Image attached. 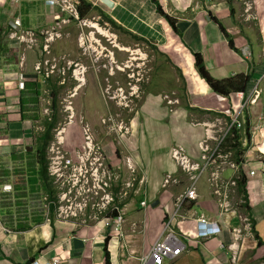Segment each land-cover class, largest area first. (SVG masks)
I'll return each mask as SVG.
<instances>
[{"label":"crops","instance_id":"1","mask_svg":"<svg viewBox=\"0 0 264 264\" xmlns=\"http://www.w3.org/2000/svg\"><path fill=\"white\" fill-rule=\"evenodd\" d=\"M86 1L94 4V0ZM113 1L115 9L102 5L104 10L100 8L126 31L181 52L182 66L192 87L187 107L193 111L169 105L167 97L149 93L131 121L128 135L119 143L121 151L110 149L109 141L103 144L111 162L121 163L124 170L126 160L131 158L140 180L128 196L120 199L125 212L124 234L112 239V234L117 233L115 225L107 218L95 217L91 205L86 207L82 218L63 219L56 215L53 201L56 187L49 174L52 187L40 176L41 170L37 171L43 181L39 193L45 195L40 200H35L34 191L29 193L26 187L16 189L15 182H23L29 176L15 173L14 169L21 166L28 170V158L36 159L35 152L24 153L32 147L34 129L30 119L21 117L19 103H15L20 95L14 89L15 72H5L0 67V171L4 172L0 174V192L15 193L14 197L2 194L10 202L0 200V264H33L36 260L47 264L54 259H59V264H140L154 242L170 231L184 250L179 257L168 258L165 264H233L234 254L237 264H264V246H257L254 237L255 231L264 241V0ZM23 2L29 4L30 15L35 11V3L44 5L41 8L55 19L62 9L58 0ZM157 4L176 20L180 34L158 12ZM114 10L120 21L114 17ZM211 18L222 24L237 50L230 47L227 37ZM16 22L20 27V19ZM142 22L152 23L160 38L150 36ZM9 25L12 32L20 31L12 22ZM193 52L203 56L207 70L217 81L248 75L245 92L233 93L229 98L216 95L197 73ZM33 79L36 76L29 77L28 83L34 82ZM254 90L260 91L256 100ZM236 120L241 127L233 130L237 136L234 141L233 135L226 132ZM69 135L73 138L78 134L69 130ZM74 141L78 138L66 140L68 151H74L70 149ZM216 141H223L221 158H211L210 153V162L203 163L201 144L213 151ZM176 147L185 149L191 163L200 170L191 175L178 169L171 158V150ZM237 152H240L239 166ZM241 172L246 178L249 209L242 206L246 195L237 188L230 189V201L239 214L250 218V229L241 225L235 213L222 215L218 205L220 197L216 191L237 182ZM249 172L255 173V177L250 178ZM168 176L173 182L165 186ZM193 185L197 198H185L178 207L179 198ZM201 214L216 221L220 232L194 244L186 234L187 230L194 231L195 219ZM236 227L242 229L241 235L237 234L239 239L234 238Z\"/></svg>","mask_w":264,"mask_h":264},{"label":"rangeland","instance_id":"2","mask_svg":"<svg viewBox=\"0 0 264 264\" xmlns=\"http://www.w3.org/2000/svg\"><path fill=\"white\" fill-rule=\"evenodd\" d=\"M58 2L62 9L58 14L59 18L55 19L53 14L42 9L45 8L44 5L35 3V11L30 15L27 11L29 4L23 0H0V67L5 72H15L14 89L20 94L15 103L19 102L20 96L27 99L35 97L33 93L19 90L18 74L25 75L26 83L29 77L36 76L43 87L38 103L26 105V116L31 117L34 129L31 153L36 151L37 140L45 130L42 122L53 115L47 80L52 85L57 84L59 88L55 110L59 123L47 149L48 162L58 150H69L65 142L73 141L74 138H78V141H74L70 149L76 151L83 146L84 138L90 136L101 147L109 141L110 149L119 151L122 137L128 135L122 128L129 127L144 97L149 93L165 96L179 109H187V99L191 97L192 87L182 66L181 52L161 47L153 41L138 39L137 35L129 30L127 32L126 28L104 12V5L99 4L98 0H94L93 4L97 9H90L82 18L77 13V7L81 5L78 0ZM113 15L119 20L115 10ZM18 19V36L25 37L21 42L9 39L12 31L9 23L15 24ZM142 24L150 36L160 38L152 23ZM131 28H134L133 24ZM141 28L142 26L139 31H142ZM145 35L148 34L145 32ZM37 62H41L43 70H54L49 79H42L35 72ZM32 109L36 111H31ZM63 129V133L59 135ZM69 130L78 135L70 137ZM59 138L64 141L60 142ZM52 148L54 151H51ZM24 153L29 152L25 150ZM18 156L21 158L23 155ZM114 162L117 163L116 158ZM27 163L28 170L21 166L14 169L15 173L29 176L23 182H15L16 189L26 187L29 193L33 194L34 191L35 200H40L45 195L39 193V185L43 183L37 173L41 170L39 160L30 156ZM123 171L125 180H128L130 170ZM0 174L4 175V172L0 171ZM66 185L65 175L62 187ZM60 188L56 189V193L61 192ZM4 193L0 192V200L10 202L9 198L3 199ZM9 194L15 196L13 191L4 196H10Z\"/></svg>","mask_w":264,"mask_h":264},{"label":"built area","instance_id":"3","mask_svg":"<svg viewBox=\"0 0 264 264\" xmlns=\"http://www.w3.org/2000/svg\"><path fill=\"white\" fill-rule=\"evenodd\" d=\"M15 23L16 25H19L18 22ZM9 39L21 42V40L24 39V36L19 37L18 32H13L9 35ZM34 69L35 72L45 80L49 79L54 72L53 69L43 70L41 62H37ZM17 79L19 90H25V75L20 73L18 74ZM252 94L256 100L259 98L260 91L254 90ZM166 99L169 105H173L171 99ZM252 102H254V100L251 101V103ZM240 127L241 123L236 120V123H231L226 133L229 134L235 128L239 129ZM122 129L125 134L129 133L128 127L125 126ZM63 131L64 129L59 132V135L62 134ZM216 143L217 146L213 151H211L205 143L201 144L200 150L204 155L202 157L203 163H209L212 157L218 159L221 158V146L223 141H216ZM51 151H54V148H52ZM171 158L178 169L187 174L192 175L194 172L200 170L199 166L191 163L186 150L181 147H176L171 150ZM118 160L121 162V158H118ZM125 166L130 170V178L128 180H125L124 178L122 164H113L109 159L107 151L100 145L96 144L92 136L84 138V144L78 151L74 150L71 152L68 150H58L56 155L50 158L48 168L49 175L53 179V184L56 189L61 187V192L56 193L53 197L56 206V215L63 219L82 218L80 216L84 214L86 207L91 205V207L95 209V217L101 216V219L107 218L108 222L115 225L117 233L112 234V239L123 235L125 212L123 211L120 199L128 196L130 190L140 182L139 178L135 175L136 169L132 165L131 158L126 160ZM243 170L247 174L248 167H243ZM65 175L67 185L63 188L62 178ZM249 177H255V173L249 172ZM171 182H173V179L168 176L165 181V186L170 185ZM5 187L6 189L9 188L7 186ZM231 188H237V183L226 184L220 191H216L220 197L218 205L221 209L222 215L225 212H233L239 216L241 225H243L245 229H250V218L247 215L239 214L232 206L230 201ZM197 196L198 194L195 185H193L190 190L186 192L185 196L179 198L178 207H181L185 198L195 200ZM143 205H146L145 201L143 202ZM195 220L196 226L194 231L187 230L186 234L187 238H189L191 242L193 240L194 244H199L198 239L200 238H208L220 232V226L218 223L203 214L198 216ZM166 225L169 227L170 223L168 222ZM233 229L236 236L234 238L239 239L237 234L241 235L242 229L240 227ZM183 250L184 246L179 244L177 237L170 231L164 238L158 239L154 242L149 252L140 259V264H165V261L168 258L172 259L179 257ZM234 251L235 250H233V252ZM231 261L233 264H237V255L234 254ZM59 263V259H54L52 263L47 264ZM33 264L40 263L36 260Z\"/></svg>","mask_w":264,"mask_h":264},{"label":"trees","instance_id":"4","mask_svg":"<svg viewBox=\"0 0 264 264\" xmlns=\"http://www.w3.org/2000/svg\"><path fill=\"white\" fill-rule=\"evenodd\" d=\"M78 1L81 5L77 7V13L81 18L84 16L85 12L89 11L90 9H94V8L97 9V7H94L91 3L87 2L86 0L85 1L78 0ZM157 10L161 15H163L167 19V21L172 26L173 30L177 34H180L179 30L176 27V20L168 16L159 4H157ZM211 19L214 23H216L220 27L223 34L227 37L230 47L232 49H236L234 46L233 40L227 34L222 24L215 18H211ZM112 22L115 26H118L114 20H112ZM137 38L140 40H144L141 37H137ZM193 55H194V60H195L194 67L197 73L216 95L223 97V98H229L230 95L233 93H244L245 92L248 75H239V76H236L235 79L227 80V81H217L214 79V77L211 76V74L207 70L205 63H204L203 56L197 52H193ZM47 83H48L47 89L50 90L51 92V95L49 96L52 100L53 115L51 117L46 118L42 122L43 125L45 126V130L37 140V146H36L35 153H36V158H38L39 160V164L41 168L40 176L44 178L45 183L47 184L48 187H52V183L49 179L50 177H48L49 162L47 163L46 151H47V148L49 147V144L53 140V137H54L53 131L57 128V124L59 123L58 116L57 114H55L56 112L55 110L57 109V97L59 93V88H57V84L52 85L50 80H47ZM42 90H43V87L38 80L31 82V83H26L25 92H30L29 94L33 93L35 97L31 99H27L24 96H20L18 103H19L21 117H23L24 119L31 118V117L26 116V112H27L26 105L28 103H38L39 97L42 95ZM31 111L35 112L36 109H32ZM187 111H193V109L187 107ZM231 135H233L232 136L233 140L237 141V136L235 134V131L232 130ZM233 147H239V146L234 145ZM26 151L31 153L30 149H26ZM236 155H237L236 165L239 166L241 163L240 160L238 159V157L240 156V152H237ZM236 183H237V189H239L240 192L246 195L245 198H243L245 202L242 204V206L245 207L246 209H249L247 191H246V178L242 172L240 173V176ZM254 237L257 240V246L259 247L264 246V241L261 240L258 234H255V231H254ZM106 249L108 250V247ZM263 261H264V258H263Z\"/></svg>","mask_w":264,"mask_h":264},{"label":"water","instance_id":"5","mask_svg":"<svg viewBox=\"0 0 264 264\" xmlns=\"http://www.w3.org/2000/svg\"><path fill=\"white\" fill-rule=\"evenodd\" d=\"M102 4L106 5L107 7L111 9L116 8V3L113 0H99Z\"/></svg>","mask_w":264,"mask_h":264},{"label":"clouds","instance_id":"6","mask_svg":"<svg viewBox=\"0 0 264 264\" xmlns=\"http://www.w3.org/2000/svg\"><path fill=\"white\" fill-rule=\"evenodd\" d=\"M18 24H19V23H18ZM13 25H14L16 28H18V26H19V25H16V23L13 24ZM17 32H18V34L20 33V31H17ZM11 33H13V32L11 31ZM11 33H10V34H11ZM51 36H52V35H51ZM24 39H25V37H24ZM32 40H33V39H32ZM32 40H31V41H32ZM34 81H36V79H35ZM25 85H26V82H25ZM23 91H24V90H23Z\"/></svg>","mask_w":264,"mask_h":264},{"label":"bare ground","instance_id":"7","mask_svg":"<svg viewBox=\"0 0 264 264\" xmlns=\"http://www.w3.org/2000/svg\"><path fill=\"white\" fill-rule=\"evenodd\" d=\"M98 2H99V4H102L101 1L98 0ZM103 5H104V4H103ZM104 6H106V5H104ZM108 8H109V7H108ZM109 9H111V8H109ZM62 133H63V132H62ZM59 137H60V136H59ZM59 140H60L61 142L64 141V139L62 140V138H59Z\"/></svg>","mask_w":264,"mask_h":264}]
</instances>
